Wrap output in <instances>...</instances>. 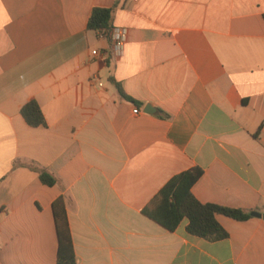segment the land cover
Instances as JSON below:
<instances>
[{
    "label": "crops",
    "instance_id": "obj_1",
    "mask_svg": "<svg viewBox=\"0 0 264 264\" xmlns=\"http://www.w3.org/2000/svg\"><path fill=\"white\" fill-rule=\"evenodd\" d=\"M192 168L197 201L261 217L208 242L142 214ZM57 198L76 264H264V0H0V264H56Z\"/></svg>",
    "mask_w": 264,
    "mask_h": 264
},
{
    "label": "trees",
    "instance_id": "obj_2",
    "mask_svg": "<svg viewBox=\"0 0 264 264\" xmlns=\"http://www.w3.org/2000/svg\"><path fill=\"white\" fill-rule=\"evenodd\" d=\"M112 13V9L94 8L88 19L87 29L103 34L110 40L108 33L111 30ZM117 88L123 97L128 98L119 86ZM20 115L32 128L45 125L42 112L34 101L25 104L20 110ZM29 169L39 174L43 185L52 187L56 184V179L46 171L33 165H30ZM202 173L201 169L192 168L172 177L142 210V214L168 231L175 230L179 223L186 219V232L191 236L208 242L227 239L228 233L220 226L216 217L221 215L244 222L251 217L250 212L197 201L191 189ZM51 209L57 237L56 264H76L62 198H57Z\"/></svg>",
    "mask_w": 264,
    "mask_h": 264
},
{
    "label": "built area",
    "instance_id": "obj_3",
    "mask_svg": "<svg viewBox=\"0 0 264 264\" xmlns=\"http://www.w3.org/2000/svg\"><path fill=\"white\" fill-rule=\"evenodd\" d=\"M136 1V0H134ZM109 37H110V41H111V45H112V50L114 55H121L123 48H124V44L126 41V37H127V32L124 29H119V28H115V29H111L108 33ZM93 54L95 55L96 52H93ZM99 86H101V84H99ZM139 110L138 108H134L132 110V113L134 115L139 114Z\"/></svg>",
    "mask_w": 264,
    "mask_h": 264
},
{
    "label": "water",
    "instance_id": "obj_4",
    "mask_svg": "<svg viewBox=\"0 0 264 264\" xmlns=\"http://www.w3.org/2000/svg\"><path fill=\"white\" fill-rule=\"evenodd\" d=\"M144 112H146V113H152V110L150 109V107L146 106L145 109H144ZM250 215L252 217H257V218H260L261 217V215L259 213H257V212H251Z\"/></svg>",
    "mask_w": 264,
    "mask_h": 264
}]
</instances>
